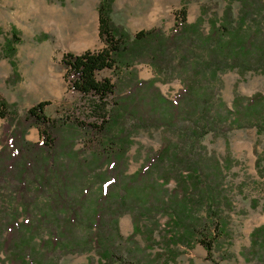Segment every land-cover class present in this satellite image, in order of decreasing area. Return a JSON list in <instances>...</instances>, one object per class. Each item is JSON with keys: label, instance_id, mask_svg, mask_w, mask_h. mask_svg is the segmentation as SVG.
I'll return each instance as SVG.
<instances>
[{"label": "trees", "instance_id": "1", "mask_svg": "<svg viewBox=\"0 0 264 264\" xmlns=\"http://www.w3.org/2000/svg\"><path fill=\"white\" fill-rule=\"evenodd\" d=\"M223 1L220 13L203 5L192 22L183 2L168 32L153 26L131 35L111 19L113 0H99L104 46L61 58L68 87L88 97L93 120L49 118L45 101L18 115L15 104L0 99V254L10 264H58L67 254L91 251L96 264H152L162 254L174 261L181 246L196 243L211 256L228 236L233 205L222 167L199 149L205 135L225 137L239 118L218 97L220 75L264 73V0ZM18 40L13 29L1 48L15 77ZM137 63L148 64L154 78L138 79L130 70ZM102 69L113 80L97 79ZM176 78L181 87L172 99L154 86ZM263 101L254 94L240 107L256 112ZM33 126L39 128L35 142L25 138ZM148 129L162 130L161 145L128 174L132 137ZM125 213L133 230L123 237L117 220ZM159 242L161 251L137 256ZM242 255L249 264H264V223L251 230Z\"/></svg>", "mask_w": 264, "mask_h": 264}, {"label": "rangeland", "instance_id": "2", "mask_svg": "<svg viewBox=\"0 0 264 264\" xmlns=\"http://www.w3.org/2000/svg\"><path fill=\"white\" fill-rule=\"evenodd\" d=\"M98 2L0 0V99L15 104L16 114L22 115L31 106L45 101V114L49 118L68 115L85 121L94 119L88 107V97L68 87L61 58L67 52L79 54L104 46L98 35ZM183 2H187L189 22L197 18L203 5L218 13L224 6L223 0H113L111 19L123 25L131 35L153 26H160L168 32L173 26L174 13L183 6ZM13 29L19 38L11 58L15 63L16 77L10 60L1 54L2 45L6 38L11 37ZM130 70L142 80L155 76L146 63H137ZM95 76L113 80L109 69L97 71ZM220 80L218 97L223 107L239 118L225 137L211 132L205 135L199 151L203 157L217 160L222 167L223 188L233 205L227 211L228 236L220 239L211 256L201 244L196 243L192 247L181 246L174 261L166 260L168 257L162 254L152 264H249L242 251L249 245L251 230L264 223V101L256 112L240 106L254 94L264 95V73L233 70L221 74ZM154 86L162 96L172 99L181 84L176 78L168 82L156 81ZM223 107L219 104L221 110ZM3 124L4 120L0 118V135ZM25 138L38 141L39 128H28ZM82 139L83 136L76 141V148H81ZM161 139V129L135 133L126 152V173L136 171L146 154L157 151ZM165 186L170 189L174 182L170 181ZM164 221L165 217L160 218L161 227ZM117 226L123 237L128 236L133 230L131 214L120 216ZM134 239L143 248L141 236L136 235ZM162 248L159 242L153 249L138 251L137 256L146 257V253L153 254ZM0 258L1 264H10L3 254ZM89 260L96 264L93 251L67 254L58 260V264H86Z\"/></svg>", "mask_w": 264, "mask_h": 264}]
</instances>
